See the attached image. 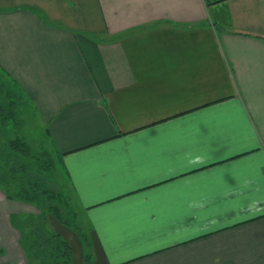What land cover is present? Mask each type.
Here are the masks:
<instances>
[{
	"label": "crops",
	"instance_id": "0c3cea01",
	"mask_svg": "<svg viewBox=\"0 0 264 264\" xmlns=\"http://www.w3.org/2000/svg\"><path fill=\"white\" fill-rule=\"evenodd\" d=\"M0 69L63 154L90 264H264V0H0ZM28 212L0 189V264H27Z\"/></svg>",
	"mask_w": 264,
	"mask_h": 264
},
{
	"label": "trees",
	"instance_id": "16d2710c",
	"mask_svg": "<svg viewBox=\"0 0 264 264\" xmlns=\"http://www.w3.org/2000/svg\"><path fill=\"white\" fill-rule=\"evenodd\" d=\"M30 111L31 103L22 88L0 69V189L7 198L37 210L11 215L27 264H72L71 246L51 229L48 216L77 234L85 263L90 264L92 240L78 223L73 195L64 183L63 154L51 141L48 147L36 149L20 135ZM10 132L15 135L10 137Z\"/></svg>",
	"mask_w": 264,
	"mask_h": 264
},
{
	"label": "rangeland",
	"instance_id": "374dc122",
	"mask_svg": "<svg viewBox=\"0 0 264 264\" xmlns=\"http://www.w3.org/2000/svg\"><path fill=\"white\" fill-rule=\"evenodd\" d=\"M30 114L27 115L24 128L21 130L20 135H23L29 143H31L34 148L39 149V147H48L50 143L49 137H47L46 132L41 125L37 124L35 120H30ZM10 137L15 134L10 132ZM62 179H60L61 181ZM2 191V190H1ZM32 210L36 211L35 207L30 205ZM27 214H30L29 212Z\"/></svg>",
	"mask_w": 264,
	"mask_h": 264
}]
</instances>
